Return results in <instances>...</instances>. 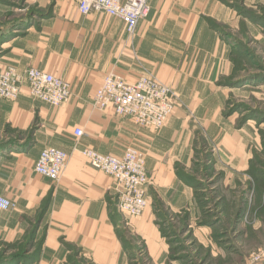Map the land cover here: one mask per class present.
<instances>
[{"label": "crops", "instance_id": "obj_1", "mask_svg": "<svg viewBox=\"0 0 264 264\" xmlns=\"http://www.w3.org/2000/svg\"><path fill=\"white\" fill-rule=\"evenodd\" d=\"M231 3L264 7V0H147L148 15L130 38L121 20L104 13L82 15L72 0H24L45 16L18 29L20 35L0 40V70L37 68L71 87V96L59 107L32 99L26 88L16 101L0 99V138L24 144L13 166L0 163V170L8 168L0 180L12 179L17 187L14 196L0 188V196L12 197L20 216L46 204L36 264H182L166 237V230L179 222L193 229L197 243L209 247L211 255L226 257L224 247L213 241L215 227L197 224V178L188 183L183 175L192 176V139L201 126L215 143L206 164L207 180H218L211 191L220 187L223 194L215 201H228L230 191L243 189L248 176L246 132L231 130L223 120L227 93L216 85L220 76L229 75L230 63L229 48L213 27L240 23ZM111 71L128 82L148 72L172 88L176 109L163 128L147 130L116 116L112 108L93 106L95 92ZM77 129L81 137L75 136ZM50 147L68 155L58 183L34 172L40 152ZM127 147L145 154L149 177L148 205L137 218L119 212L115 181L81 154L91 149L121 156ZM252 218L255 228L263 225L257 211ZM15 219L11 235L22 232L23 222Z\"/></svg>", "mask_w": 264, "mask_h": 264}, {"label": "rangeland", "instance_id": "obj_2", "mask_svg": "<svg viewBox=\"0 0 264 264\" xmlns=\"http://www.w3.org/2000/svg\"><path fill=\"white\" fill-rule=\"evenodd\" d=\"M229 6L241 17L240 23L233 26L213 27L229 48V75L220 76L216 84L227 93L224 96L221 116L224 121H229L231 130L246 132V145L250 148L249 153L251 152L249 164L255 166L256 175L257 172L263 174L258 177L263 178L264 183V7L253 10L238 3H231ZM44 16L40 8L26 7L24 0H0V40L20 35L30 21ZM195 130L196 134L192 139L195 166L191 167L192 171L190 170L192 176L183 175V179L191 183L197 178L195 187L200 202H198L200 216L197 224L207 226L206 224H209L207 222H210L214 225L213 241L224 247L223 254L226 257L221 259L216 258L217 255H211L212 250L197 243L193 229H189L188 224L182 222L166 230V237L173 247L171 254L176 255L174 258L181 260L182 264H252L250 256L264 243V224L254 227L256 222L252 215L256 211L255 202L254 204L252 202L251 209L249 204L253 201L255 185L259 181L255 177V172L251 174L247 171L248 176L242 182L243 189L236 190L235 194L230 191L228 201L223 196L225 202L217 203L215 198L222 194L221 188L218 187V192L216 189L211 191V188L218 180L215 178L209 182L206 178V175H210L207 172L209 169L206 167L207 160L211 158L210 150L215 147V143L207 136L205 128L197 126ZM23 146L24 144L17 143V140L0 138V163L7 165L8 168L13 166L21 156ZM8 168H2L4 170H0V176H3ZM14 184L12 179L0 180V188L8 191L12 196L17 191ZM262 187L264 190V184ZM10 200L15 202L12 197ZM45 205L43 202L38 210L26 212L21 216L15 210L10 212L0 210V264L37 263L44 236L41 223ZM239 206L245 208L243 216L249 212L246 216V224L244 223L240 229L238 227L240 234L235 232L237 226L231 227L235 211ZM17 217L20 218L21 224L23 222L22 232L11 235ZM248 230L253 234L250 235ZM219 252L222 254L221 250Z\"/></svg>", "mask_w": 264, "mask_h": 264}, {"label": "built area", "instance_id": "obj_3", "mask_svg": "<svg viewBox=\"0 0 264 264\" xmlns=\"http://www.w3.org/2000/svg\"><path fill=\"white\" fill-rule=\"evenodd\" d=\"M82 15L104 13L121 20L128 37L135 35L139 22L147 17V0H72ZM23 88L29 96L51 107H59L71 96L70 84L37 68L23 72L14 67L0 70V99L16 101ZM93 106L99 110L112 108L116 116L130 118L137 126L158 131L173 114L175 94L171 87L154 75L144 72L135 82H128L109 72L93 96ZM82 130H75L81 137ZM81 154L89 164L113 178L118 193L117 207L121 214L140 217L147 208L149 177L145 154L133 147L125 148L121 156L104 155L91 149ZM68 155L57 148L43 149L34 165V172L53 183H58L67 165ZM16 203L0 196V210L10 211ZM252 264L264 263V243L250 256Z\"/></svg>", "mask_w": 264, "mask_h": 264}, {"label": "trees", "instance_id": "obj_4", "mask_svg": "<svg viewBox=\"0 0 264 264\" xmlns=\"http://www.w3.org/2000/svg\"><path fill=\"white\" fill-rule=\"evenodd\" d=\"M249 173L253 174L252 172H255V166L251 163V166L249 168ZM258 176H263V174H261L260 172H255V177H257V180L259 181L257 183V185H255V196L253 198V204L255 202V207H256V211H257V217L261 220V222L264 224V190L262 189V184L263 183V178H260ZM263 191V192H262ZM198 200V197H197ZM199 202V200H198ZM200 203V202H199ZM257 205V206H256ZM46 207V205H45ZM245 208H242L241 206L238 207V209L235 211L234 217H233V221L231 223V227L235 228L238 223L241 221L242 217H243V212H244ZM209 224V226H214L213 224H211L210 222H207ZM249 234L252 235L253 232H251V230H248ZM255 237V236H254Z\"/></svg>", "mask_w": 264, "mask_h": 264}]
</instances>
